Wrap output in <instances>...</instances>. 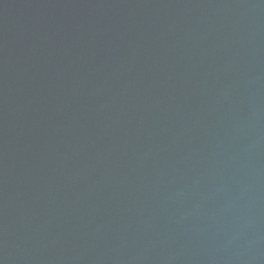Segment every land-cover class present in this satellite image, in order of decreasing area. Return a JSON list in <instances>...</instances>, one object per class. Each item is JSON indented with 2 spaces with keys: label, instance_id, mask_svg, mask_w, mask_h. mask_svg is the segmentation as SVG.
<instances>
[{
  "label": "water",
  "instance_id": "95a60500",
  "mask_svg": "<svg viewBox=\"0 0 264 264\" xmlns=\"http://www.w3.org/2000/svg\"><path fill=\"white\" fill-rule=\"evenodd\" d=\"M0 264H264V0H0Z\"/></svg>",
  "mask_w": 264,
  "mask_h": 264
}]
</instances>
